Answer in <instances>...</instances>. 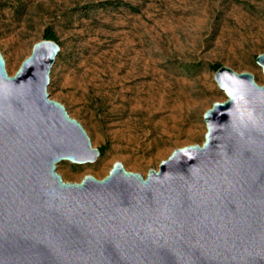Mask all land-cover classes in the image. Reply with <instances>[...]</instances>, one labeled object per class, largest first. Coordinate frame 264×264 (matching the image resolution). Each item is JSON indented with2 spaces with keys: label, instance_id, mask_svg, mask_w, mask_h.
Returning a JSON list of instances; mask_svg holds the SVG:
<instances>
[{
  "label": "water",
  "instance_id": "obj_1",
  "mask_svg": "<svg viewBox=\"0 0 264 264\" xmlns=\"http://www.w3.org/2000/svg\"><path fill=\"white\" fill-rule=\"evenodd\" d=\"M60 51L36 42L14 75L0 52V264H264V80L222 65L201 144L68 182L58 164L101 152L48 92Z\"/></svg>",
  "mask_w": 264,
  "mask_h": 264
},
{
  "label": "rangeland",
  "instance_id": "obj_2",
  "mask_svg": "<svg viewBox=\"0 0 264 264\" xmlns=\"http://www.w3.org/2000/svg\"><path fill=\"white\" fill-rule=\"evenodd\" d=\"M47 30L61 46L51 99L106 147L97 163L58 164L68 182L102 179L117 161L146 176L175 148L201 144L204 112L226 99L213 65L264 80V0H0L9 75Z\"/></svg>",
  "mask_w": 264,
  "mask_h": 264
},
{
  "label": "trees",
  "instance_id": "obj_3",
  "mask_svg": "<svg viewBox=\"0 0 264 264\" xmlns=\"http://www.w3.org/2000/svg\"><path fill=\"white\" fill-rule=\"evenodd\" d=\"M44 38H47V39H52V40H55V41H57L58 42V37L56 36V34L53 32V31H51V30H47L46 32H45V36H44ZM59 43V42H58ZM222 65H220V64H215V65H213V69H214V71H217L220 67H221ZM100 149V152H101V155H103L104 154V152L106 151V147H100L99 148Z\"/></svg>",
  "mask_w": 264,
  "mask_h": 264
}]
</instances>
